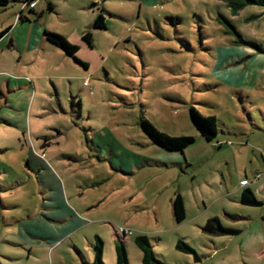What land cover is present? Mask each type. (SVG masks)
I'll use <instances>...</instances> for the list:
<instances>
[{"label": "rangeland", "instance_id": "374dc122", "mask_svg": "<svg viewBox=\"0 0 264 264\" xmlns=\"http://www.w3.org/2000/svg\"><path fill=\"white\" fill-rule=\"evenodd\" d=\"M38 2L42 25L77 45L76 59L88 68L53 48L38 46L21 58L0 32V264H92L98 238L103 262L111 264L117 234L130 238L131 264H142L138 236L166 264H264V68L256 90L239 89L241 68L259 54L234 43L264 50V6ZM99 13L107 29L92 30L90 48L82 33ZM222 18L240 36L228 34ZM221 46L248 50L223 68L227 82L215 75ZM192 107L217 118L213 142L192 123ZM145 120L195 143L184 153L167 152L146 136ZM242 180L262 205L241 202ZM177 193L186 207L180 225L172 208ZM73 216L83 221L75 231ZM214 217L241 233L204 234ZM179 240L200 263L179 254Z\"/></svg>", "mask_w": 264, "mask_h": 264}, {"label": "trees", "instance_id": "16d2710c", "mask_svg": "<svg viewBox=\"0 0 264 264\" xmlns=\"http://www.w3.org/2000/svg\"><path fill=\"white\" fill-rule=\"evenodd\" d=\"M37 0H25L24 4L28 5L31 2ZM228 4L234 6H240L241 8L248 5H263L264 0H222ZM10 4L9 0H0V8L6 9ZM27 9V8H26ZM25 9V10H26ZM49 9H52L51 5H49ZM31 13L35 14L37 19L43 17L44 13H35L33 9H29ZM19 19H22V15L19 16ZM223 22L226 25V28L229 30L228 34L238 35L236 28L226 19L222 18ZM107 24L106 19L102 13H99L94 19L93 23L82 35V41L86 43L90 48L94 47L93 44V35L92 30H106ZM3 33L0 34V36ZM46 40L52 44L53 46L63 50L68 56L72 57L77 63L82 65L85 68H88L87 64L80 63L76 59V55L79 52V47L77 45L72 44L67 40L63 35L47 31L45 30ZM235 45L242 46L247 45L255 48L257 54H264V50L260 48H256L253 45H249L248 42L245 41H235ZM249 58V57H248ZM191 121L196 127V129L200 132L201 136L207 142H213L218 136V126H217V118L215 116H203L200 114L195 108H191L190 111ZM143 130L146 136L159 148L170 152V153H184V151L195 143V138L191 136H179L173 137L168 135L167 133L161 132L156 129L150 122L147 120L143 123ZM241 202L245 205L252 206H260L262 205L257 199L254 197L252 191L249 188H246L243 191ZM172 208L175 222L180 225L186 220V207L184 198L180 193H177L172 200ZM204 234L212 236V237H222V236H235L239 235L241 231L239 229H235L232 227H225L221 224L220 219L218 217L211 218L207 221L205 226L202 228ZM99 242H96L94 246V255L95 259L92 264H105L103 262V252H104V244L100 238H98ZM136 246L140 249L143 254V264H166L160 261L153 250V246L151 245L150 240L145 236H138L135 239ZM177 249L184 254L192 255L195 260H199V257L194 249H192L187 243L179 240L177 243ZM116 256H117V264H129L128 254L125 248V245L122 241L118 240L116 245Z\"/></svg>", "mask_w": 264, "mask_h": 264}, {"label": "crops", "instance_id": "0c3cea01", "mask_svg": "<svg viewBox=\"0 0 264 264\" xmlns=\"http://www.w3.org/2000/svg\"><path fill=\"white\" fill-rule=\"evenodd\" d=\"M9 1H10V4L6 9L0 8V32L8 33L7 39L9 38V41H10L9 47H12L11 49L17 50L21 54V58H23L25 57V52L27 51L29 53L36 52V49L38 46L42 50L53 48V49L59 50L62 57H64V59L69 60V61L74 60L72 57L68 56L63 50L53 46L46 40L45 30L47 31H50V30H48L47 27L42 25V18L37 19V17H35V21L34 23H32L30 17H28L25 14V11L27 10V9L25 10V7H23L25 0H9ZM38 1L39 0H37V6L35 9H33V11L35 13H45V7H42L39 11L37 10V7L39 5ZM12 3L16 4L17 7L13 9V12H9L8 10L10 9V5ZM20 15H22L21 20L19 19ZM35 26L36 28L34 29L33 27ZM32 30H36V32H33ZM51 32H53V30H51ZM6 51H10V49L7 47ZM217 51H218V54H220V57L218 56L219 63H218V66H216L215 75L221 78L222 80H224L225 82H227L226 78L223 79V72H222L224 70L223 68L225 66L231 67L233 66V64H236V62L234 63L235 58L240 59L242 57V52L247 53L248 50L242 49L239 47L229 48V47L221 46V47H217ZM235 51L237 53H235ZM238 51L240 52L238 53ZM248 59H251V61L245 64V70H246L245 72L243 71L244 69L241 68L243 75L238 80L239 83H237V87H239V89L256 90L259 84V80H260V71L264 68V54H259L255 56L251 55L249 56ZM239 62H242V61L240 60ZM85 70H87V68H85ZM246 188H249V186ZM246 188H242V189L245 190ZM61 196L62 194L60 190H58L57 197L61 198ZM72 218L75 221L74 222L75 226L73 225L72 229L73 231H75L83 225V221L81 220L80 217H77V216H73ZM53 238L57 239L56 237H53ZM118 240L122 241L125 245L130 240V238L123 237V236L121 237L120 234H117L115 250H116V245H117ZM134 243H135V240H134ZM177 243H176L175 248L181 255L182 252L177 249ZM154 249H155V246H153V250ZM216 251L217 250H214L213 255L216 254ZM104 258H105V252H103V260ZM94 259H95V255L93 256V261ZM142 260H143V255H142ZM194 261L195 263L201 262L200 258L198 261L195 259ZM111 264H117V256H116V261ZM129 264H131L130 259H129ZM142 264H143V261H142Z\"/></svg>", "mask_w": 264, "mask_h": 264}, {"label": "built area", "instance_id": "2783aa9c", "mask_svg": "<svg viewBox=\"0 0 264 264\" xmlns=\"http://www.w3.org/2000/svg\"><path fill=\"white\" fill-rule=\"evenodd\" d=\"M37 6V1L31 2L30 4L26 5L24 4L23 7L29 8V9H35V7ZM250 185V182L248 180H242L241 181V187L242 188H246ZM129 234L131 235V232L129 231Z\"/></svg>", "mask_w": 264, "mask_h": 264}]
</instances>
